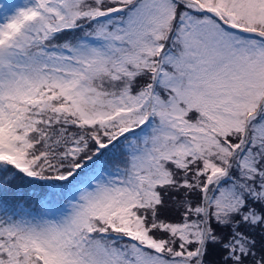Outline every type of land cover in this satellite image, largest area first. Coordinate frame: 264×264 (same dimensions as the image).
Wrapping results in <instances>:
<instances>
[{
    "label": "snow or ice",
    "instance_id": "obj_1",
    "mask_svg": "<svg viewBox=\"0 0 264 264\" xmlns=\"http://www.w3.org/2000/svg\"><path fill=\"white\" fill-rule=\"evenodd\" d=\"M0 264H264V0H0Z\"/></svg>",
    "mask_w": 264,
    "mask_h": 264
}]
</instances>
